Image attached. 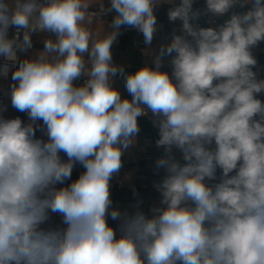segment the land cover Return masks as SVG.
<instances>
[{"label": "clouds", "instance_id": "clouds-1", "mask_svg": "<svg viewBox=\"0 0 264 264\" xmlns=\"http://www.w3.org/2000/svg\"><path fill=\"white\" fill-rule=\"evenodd\" d=\"M196 4L0 0V77L11 71V106L27 115L0 105V264H264V0ZM163 5L180 27L154 49ZM122 28L150 57L132 72L113 59ZM149 116L158 203L114 207L111 182Z\"/></svg>", "mask_w": 264, "mask_h": 264}, {"label": "crops", "instance_id": "crops-1", "mask_svg": "<svg viewBox=\"0 0 264 264\" xmlns=\"http://www.w3.org/2000/svg\"><path fill=\"white\" fill-rule=\"evenodd\" d=\"M204 0H197V4L194 7H202ZM168 5H163L156 10L158 18V24L161 26V31L157 33L156 38L153 41L152 47L158 48L159 44L163 41L165 36H168L172 29L179 28L180 22L177 21L175 24L168 21L167 9ZM111 15L105 17L106 21L111 20ZM201 24L204 25V21L201 20ZM107 28V24H105ZM122 34L118 37L117 42L113 45V59L115 63H122L126 67V71L132 72L142 66L146 62H150V57L144 54L145 45L143 36L135 29L122 28ZM49 36L48 33L33 34L32 40L34 42L33 50L27 54V56H33L36 51L43 49V41ZM24 55H21L23 58ZM256 58L258 60V74L261 78H264V43H261L256 51ZM167 59V58H166ZM12 81L10 82V84ZM79 85L82 83V79L76 81ZM114 86L117 87L122 96L128 97V93L124 87V81L122 78L117 77L114 80ZM10 92V85L8 93ZM130 98V97H128ZM258 98L264 100V95ZM2 115L5 118H16L20 117L23 121L27 122L26 113H21L12 107H7V111L3 112ZM141 131L138 134V143L135 147L130 148L123 157V168L121 169L118 176L112 180V199L113 206L120 207L121 209H127L136 202V199L142 201L141 208L146 213L149 208L158 203L159 194L153 187V183L159 181L163 176L161 170L157 173L154 170L155 160L162 154V150L155 146V140L158 138L157 129L151 124L150 117L139 119ZM37 137L41 138V133L37 131ZM64 159H67L64 154H61ZM84 171L83 167L77 164L73 169L72 180L78 178L80 173ZM66 184L71 181H66ZM135 192V196H134ZM61 217L53 215L52 223L59 225ZM109 223L115 225V221H109Z\"/></svg>", "mask_w": 264, "mask_h": 264}, {"label": "built area", "instance_id": "built-area-1", "mask_svg": "<svg viewBox=\"0 0 264 264\" xmlns=\"http://www.w3.org/2000/svg\"><path fill=\"white\" fill-rule=\"evenodd\" d=\"M105 3H107V0H105ZM14 31H15V29H10L9 35L11 36ZM21 38H22V35H21ZM33 48H34V42H33ZM32 50L33 49L29 50V52L27 54H29ZM256 51H257V48L254 49V55L255 56H256ZM20 55H25V54H20ZM4 62L5 61L3 60V58H0V64H3ZM10 82H11V71L9 72L8 78L5 79L3 77H0V105H4L7 107H12L11 102H10V95L8 94ZM82 82H83V80H82ZM143 118H147V117H140V118H138V120L143 119Z\"/></svg>", "mask_w": 264, "mask_h": 264}]
</instances>
